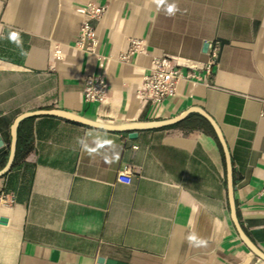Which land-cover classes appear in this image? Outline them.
Instances as JSON below:
<instances>
[{
    "label": "crops",
    "instance_id": "0c3cea01",
    "mask_svg": "<svg viewBox=\"0 0 264 264\" xmlns=\"http://www.w3.org/2000/svg\"><path fill=\"white\" fill-rule=\"evenodd\" d=\"M89 1L106 7L92 21L95 52L75 45ZM130 38L139 47L122 59ZM214 40L210 84L181 80L158 104L137 95L152 57L204 74V44ZM89 74L107 83L101 102L84 99ZM192 105L221 128L238 220L264 252V0H0V163L9 124L24 111L61 108L120 124ZM192 113L135 136L103 129L117 146L108 160L77 143L101 128L52 114L21 120L32 149L0 176V264H264L231 222L221 145ZM124 165L128 182L118 180ZM193 233L206 244L190 243Z\"/></svg>",
    "mask_w": 264,
    "mask_h": 264
},
{
    "label": "built area",
    "instance_id": "2783aa9c",
    "mask_svg": "<svg viewBox=\"0 0 264 264\" xmlns=\"http://www.w3.org/2000/svg\"><path fill=\"white\" fill-rule=\"evenodd\" d=\"M105 6L93 1H89L85 6L86 17L82 19L79 25L75 45L89 52H95L97 46L96 30L93 20H97L105 11ZM127 51L120 56L126 59L127 55L138 49L140 41L136 38L129 39ZM217 42L214 40L207 46V59L202 65L204 74L194 70L195 64L183 63L185 69L181 67V62L174 58L161 55L154 56L149 67L142 76V81L137 89V95L150 100L152 104H158L165 98L172 96L176 92L179 81L204 82L210 84L213 75L214 66L217 61ZM58 50H56L57 52ZM107 83L102 74H89L84 79L83 94L87 102H101L105 96ZM131 169L124 165L118 172L120 182H128ZM264 191V183L262 186Z\"/></svg>",
    "mask_w": 264,
    "mask_h": 264
},
{
    "label": "water",
    "instance_id": "95a60500",
    "mask_svg": "<svg viewBox=\"0 0 264 264\" xmlns=\"http://www.w3.org/2000/svg\"><path fill=\"white\" fill-rule=\"evenodd\" d=\"M204 47H207V43L204 44ZM190 112H196L199 115H201L211 126V129L213 130L215 137L219 143L220 148L222 150L223 158H224V165H225V184H226V196H227V202H228V208H229V215L231 222L241 240L248 249H250L255 255H257L260 259L264 261V252L260 250L254 242L248 237V235L243 230L237 214L236 213V206L234 202L233 196V174H232V163L230 158V153L228 150V145H226V142L223 138L221 128H219L218 124L215 122V120L200 106L192 105L186 108L184 111L179 113L176 116L165 118V119H157V120H147V121H134V122H128V123H120V124H112L107 122H102L98 120H94L85 116H82L80 114H76L74 112H70L63 109L58 108H50V109H36V110H29L24 111L19 114H17L12 122L9 124V145H8V153L6 160L4 164L0 167V176L9 171V169L12 166V162L15 156V150H16V141H17V127L21 120H23L26 117H30L37 114H52L56 116H60L62 118L72 120L75 122H79L88 126H94L96 128H101V125L106 126L104 129L106 130H113V131H128V136H135L136 131L139 129H147V128H155V127H161V126H167L170 124H174L182 120L188 113ZM2 143L0 138V144ZM6 221L5 218L0 217V222Z\"/></svg>",
    "mask_w": 264,
    "mask_h": 264
},
{
    "label": "clouds",
    "instance_id": "9594fccd",
    "mask_svg": "<svg viewBox=\"0 0 264 264\" xmlns=\"http://www.w3.org/2000/svg\"><path fill=\"white\" fill-rule=\"evenodd\" d=\"M155 3L159 7L160 5L166 3V0H155ZM179 7L176 3L168 4L167 6V14L169 16H174L177 12H179ZM11 42L14 43L21 50V55H24L23 50V41L20 38L19 34L12 33L11 34ZM106 126L101 125V131L98 132H88L84 137H78L77 143L84 150L87 151L90 155H103L106 160H108V150H112V155L115 156L117 153L115 149L117 146L114 141L109 139L106 133L103 132V129ZM109 162H111L109 160ZM188 240L190 243L196 246H202L206 244V241L198 238L194 233L189 235Z\"/></svg>",
    "mask_w": 264,
    "mask_h": 264
},
{
    "label": "trees",
    "instance_id": "16d2710c",
    "mask_svg": "<svg viewBox=\"0 0 264 264\" xmlns=\"http://www.w3.org/2000/svg\"><path fill=\"white\" fill-rule=\"evenodd\" d=\"M188 116H194L197 124L201 125L217 141L215 134H214L213 130L211 129V126L201 115H199L197 113H192V114H189ZM22 123H19L18 128H17L16 150H15V156H14V159L12 162V166L17 164V162L23 160L26 157L27 153L32 149V141H31L30 132H25V133L21 134L20 128H21ZM176 124H180V122H177ZM197 124H195V125H197ZM2 164L3 163L1 162L0 166Z\"/></svg>",
    "mask_w": 264,
    "mask_h": 264
}]
</instances>
